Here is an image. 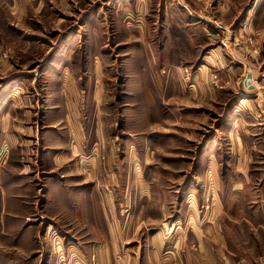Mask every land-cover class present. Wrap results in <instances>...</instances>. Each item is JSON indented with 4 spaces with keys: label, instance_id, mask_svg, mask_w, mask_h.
Listing matches in <instances>:
<instances>
[{
    "label": "rangeland",
    "instance_id": "obj_1",
    "mask_svg": "<svg viewBox=\"0 0 264 264\" xmlns=\"http://www.w3.org/2000/svg\"><path fill=\"white\" fill-rule=\"evenodd\" d=\"M185 1L197 51L178 26L169 33L197 68L185 69L179 99L166 75L131 64L132 51L146 62L142 33L165 39L161 0L143 9L152 24L137 28L138 43L124 24L134 0H0V257L10 264H225L216 192L235 173L234 117L250 142L264 120V1L250 16L255 0ZM203 52L246 62L259 94L239 111L233 86L201 98L199 82L213 91L219 76L206 59L200 79Z\"/></svg>",
    "mask_w": 264,
    "mask_h": 264
},
{
    "label": "crops",
    "instance_id": "obj_2",
    "mask_svg": "<svg viewBox=\"0 0 264 264\" xmlns=\"http://www.w3.org/2000/svg\"><path fill=\"white\" fill-rule=\"evenodd\" d=\"M161 1L164 2V5H162V9H160V21L162 22V26H165V28L167 27V30L169 29L166 32V35H164L165 39H163V36L160 37L161 33H142L140 41L143 42L144 40L146 43L144 46L146 49V62L144 63L142 61V57L140 55L141 51L139 49L140 52L132 51L134 55L132 57L130 56L133 60L131 61V64H134L135 67L138 65H140L139 67L146 66V70L147 68L150 69L151 74L153 75H166V80L162 84H164L165 89L168 91V95L177 91V94H179L177 97L179 99H185L186 89L183 84L184 82L182 81V75L187 67L192 68L193 66H196L197 68V64H193L194 62L192 63L191 60H189L190 58L186 57V53L181 52L182 49L185 50V47H183L181 42H175L169 32L175 25L178 26L180 28L179 30L182 32H187L190 36L188 46L191 43L193 46L192 50L197 51V36L195 35L197 28V16L193 14V11L188 6V2L185 0ZM263 1L264 0H255L251 3L250 7H248V16L252 15L258 7L260 8ZM134 2L130 4L126 3L123 7L126 20L124 24L129 29L131 36L136 33L135 40L131 37L130 42L135 41L138 43L139 37L137 28L139 26L142 28L148 26L151 27L152 23L151 20H149V17L148 19L146 18V21L144 20V16H146V14L143 12V9L147 10L148 0H134ZM132 4L135 6H131ZM129 13L130 15L128 16ZM131 13H137L136 18H134ZM198 19L199 21H203L201 17H198ZM153 25H157V23H153ZM223 25L221 26L229 33V26L231 25L225 23ZM141 46L143 45H137L136 47L139 48ZM213 55L216 59L219 57L217 53ZM213 55L205 56V53L203 52L202 57L198 62L200 67L197 70L195 68V71L200 73L201 79V70H205L204 68L208 69L206 66V59H209L216 65V68L211 67L210 70L212 69L217 71L218 73L216 72V74L219 75L218 79L213 84V91L210 87H208L209 83L205 81H202V83L199 82L200 90L204 93V96L201 98H207L208 93L206 94V92L209 90L210 99L213 97L214 101H216L221 98L224 91H230V86H233L234 88H237L240 93L238 96L235 95L237 92L236 90L233 92L235 97L233 103H237L236 99H246L244 103L241 101L236 104V107L234 106L235 111H239L249 100L248 97L255 94L254 92H256V94L258 92L259 94V86H257L255 82L250 85L246 83L247 74L252 73L248 69L246 62H243L240 66H227L224 62H221L222 60H214ZM195 57L197 59V55ZM205 72V74H210L207 70H205ZM251 75L253 76V73ZM139 76L143 82V87L140 88V92L142 88L146 91L144 82L147 78H141V75ZM193 86L196 89L197 83ZM144 97V101H146V103L144 102L145 105L150 106L153 104V94L145 92ZM181 104L183 105V103ZM255 106L259 107V110L260 108H264V103L260 97H258V101ZM237 117H234L233 119L234 126H237L234 130L237 131L233 130L231 135V138L233 137L235 139V145L231 147V151L235 154V163L233 166L235 171L234 177L222 178L219 181V193L218 191L216 192V197L219 198V200H217L220 201L221 213H223L225 217L223 223V232L225 234L227 245L225 264H264V172L259 178L252 177L254 174L253 171H264V161L259 164L253 161L254 154L260 152V154L264 155V120L255 122L259 131L254 132L252 135H246V138L254 139L250 142L249 140H244V131H241L239 128V126L244 122L243 118L240 117L243 120L240 121L242 123H236ZM105 245L106 243L104 241V243L101 244L103 249H105ZM9 258L8 254L0 257V263L10 264Z\"/></svg>",
    "mask_w": 264,
    "mask_h": 264
},
{
    "label": "bare ground",
    "instance_id": "obj_3",
    "mask_svg": "<svg viewBox=\"0 0 264 264\" xmlns=\"http://www.w3.org/2000/svg\"><path fill=\"white\" fill-rule=\"evenodd\" d=\"M251 82L249 81L248 82V85L250 84ZM243 102L242 103H244L245 101H246V99H244V100H242ZM240 121H243L242 120V118H238L237 120H236V123H239ZM240 123H242V122H240Z\"/></svg>",
    "mask_w": 264,
    "mask_h": 264
},
{
    "label": "water",
    "instance_id": "obj_4",
    "mask_svg": "<svg viewBox=\"0 0 264 264\" xmlns=\"http://www.w3.org/2000/svg\"><path fill=\"white\" fill-rule=\"evenodd\" d=\"M250 77H251V74H250V73H248V74H247V78H248V80L246 81V83H248V82H249V79H250Z\"/></svg>",
    "mask_w": 264,
    "mask_h": 264
}]
</instances>
